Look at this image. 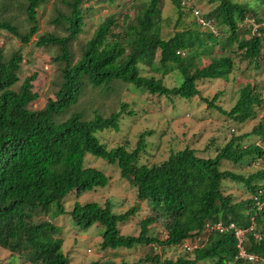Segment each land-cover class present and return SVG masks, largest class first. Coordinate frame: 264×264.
Masks as SVG:
<instances>
[{
	"label": "trees",
	"instance_id": "1",
	"mask_svg": "<svg viewBox=\"0 0 264 264\" xmlns=\"http://www.w3.org/2000/svg\"><path fill=\"white\" fill-rule=\"evenodd\" d=\"M96 1L109 7L116 2ZM188 1L171 0L177 21L169 37H163L161 32L160 0L142 3L132 17L125 15L121 23L115 13H109L97 24L74 64L69 46L84 26L83 0L68 2V14L58 16L66 24L67 35H41L35 43L37 47H56L59 53L53 60L63 65L55 98L48 100L41 110L30 108L37 99L33 91L37 74H30L17 87L22 55L15 52L5 60L0 48V249L9 252L10 259L17 257L29 264H68L60 229L49 220L60 215L70 216L80 230L102 227L99 244L102 251L130 250L137 246L180 248L190 233L202 231L206 221L234 222L239 228L253 223L264 235V206L258 211L251 197L258 196L260 202L264 201L259 184L264 182V168L247 177L222 168L227 163L240 165L245 159L264 161L263 116L251 133L231 135L222 148L216 149L214 157H202L194 148L186 146L177 151L170 149L165 159L151 165L141 161L148 148L159 145L160 138L151 145L146 140L150 132L141 133L132 150L126 144L108 149L97 137L106 130L118 132L123 115H134L133 111H127L125 104L107 117L95 114L85 120L81 114L74 113L57 121L58 116L77 104L85 84L111 92V85L120 82L152 96L189 100L200 95L199 81L228 82L236 68L233 56H239L256 70L262 62L264 65V19L255 20L259 25L255 33L242 24L249 12H253L249 5L232 0H209L215 6L202 17L212 21L217 36L197 24L192 14L195 6H188ZM24 3L29 24L27 33L20 34L6 19H0V31L27 45L38 32L37 11L42 0H24ZM188 15L193 18L191 26L184 22V16ZM223 34L226 38L218 40ZM215 48L227 54L210 55ZM203 56H208L209 62L200 66ZM158 73L160 78L155 76ZM169 74L175 78L171 87L162 80ZM177 75L182 78L180 85H177ZM221 95L218 92L203 101L239 128L255 120L264 105L261 86L247 77L229 109L217 103L224 101L220 100ZM250 135L261 143L255 141L244 146L243 141ZM86 155L115 165L120 179L133 189L137 202L148 205L150 215L139 222L137 236L121 234L119 225L134 216L139 206L116 215L108 201L100 205L76 200L66 209V202L72 196L78 198L85 192L105 188L110 181L101 171L85 167ZM224 180L243 184L250 193L249 199L235 202L222 190ZM158 222L165 232L162 238L150 235L149 227ZM245 250L258 261L237 258L232 233H213L194 251L193 260L163 262L154 255L138 264H197L205 260H211L212 264H264V241L255 242L249 236ZM92 264L115 263L95 261Z\"/></svg>",
	"mask_w": 264,
	"mask_h": 264
},
{
	"label": "rangeland",
	"instance_id": "2",
	"mask_svg": "<svg viewBox=\"0 0 264 264\" xmlns=\"http://www.w3.org/2000/svg\"><path fill=\"white\" fill-rule=\"evenodd\" d=\"M71 0H42L41 6L37 11L38 32L31 38L27 45H22L16 37L6 31H0V48L3 51L5 60L11 54L19 52L22 55V62L18 71L19 83L30 74L36 73L37 78L33 82V91L37 94V99L31 104L32 110H41L45 107L48 100L55 98L61 82V69L63 65L53 60L58 55L56 47H37V39L41 35L53 34L64 37L66 24L59 20V14L67 15L69 8L67 3ZM148 0H116L113 6L101 4L96 0H83L81 10L83 14L84 26L78 37L71 42L69 51L71 62L74 64L80 57L81 50L87 40L92 35L97 24L109 13H115L120 19V23L125 15L133 16L139 6ZM233 2L245 3L252 8L248 16L254 20L264 19V3L259 0H232ZM195 6L201 13H208L215 4H210L209 0H189L188 6ZM24 0H0V19L8 20L18 28L20 34L28 31L29 24L25 16ZM161 16L160 22L163 37L173 34L177 12L171 0H160ZM57 19L58 23L53 21ZM187 26L193 24V18L189 15L184 16ZM180 29V28H178ZM177 29V30H178ZM119 30L115 31L118 32ZM200 31L204 32L200 28ZM206 31V30H205ZM208 33V31H207ZM228 35V34H227ZM226 35H221L218 40L225 39ZM233 46L232 49H234ZM216 49V50H215ZM210 55L222 56L227 52H221L215 48ZM264 53V46H263ZM230 54V53H229ZM236 55V54H235ZM236 68L229 75L228 82L213 80L197 82L200 92L199 96L193 99H181L173 97L172 100L163 96H152L134 89L132 86L115 82L111 85L112 91L105 92L101 88H93L85 84L78 102L71 109L57 117V121H63L74 113L82 115L83 119L89 120L95 114L107 117L109 114L120 110L122 104L127 105V111H133L134 115H123L120 123V130L114 132L106 130L97 134L101 143L108 149L121 144H126L129 150L135 147L138 136L143 132H150L146 140L150 143L159 138V145H152L147 149V154L142 156V162L146 164L158 163L168 156L169 150H181L186 146L194 148L198 155L202 157H214L216 149L222 148L228 142L231 135L251 133L252 129L261 122L260 116L264 113V105L259 111L258 117L245 123L241 128L234 124L217 111L214 107L209 109L203 99H211L216 93H221V99L217 101L225 109H229L236 99L240 87L246 82V77L256 81L261 90H264V65L263 62L259 69L243 61L239 56H233ZM264 61V59H263ZM209 62L208 56L200 59V66ZM155 74L157 78L161 75ZM177 85L182 82L181 76ZM243 77V78H242ZM163 83L174 86L175 78L169 74L162 78ZM17 87L15 89H17ZM234 129V132L230 129ZM253 135V134H252ZM250 135L243 141V145L254 143L259 140ZM212 141V143L210 142ZM158 143V141H157ZM85 167L95 168L110 178L105 188H97L81 194L78 198L72 196L66 202L68 210L74 201L80 203L95 202L103 205L106 201L111 203L113 214L119 215L134 206H139L136 214L129 218L126 223L119 225L120 233L125 236H137L139 234V222L150 215V210L146 202L138 203L133 189L124 180L120 179L119 170L115 165H110L102 159H97L91 155H86ZM223 170H230L236 174L247 177L256 171L264 168V161L252 162L243 160L240 165L224 164ZM261 182V181H259ZM222 190L225 194L233 197L235 202L249 199L250 193L243 184L226 181L222 183ZM73 205V204H72ZM72 207V206H71ZM71 209V208H70ZM48 220V218H45ZM52 224L60 229V236L63 240L64 254L68 258V264H92L95 261H111L115 264H138L145 258L158 255L161 261L176 262L178 259L193 260L194 255H185L181 248H162L160 246H137L133 249L100 250L101 234L103 228L92 226L87 230H80L76 227L70 216L60 215L54 220L49 218ZM150 235L162 238L164 230L161 224L155 223L149 227ZM186 256V257H185ZM0 264H29L16 258L10 259V253L0 249ZM197 264H212L211 260L198 262Z\"/></svg>",
	"mask_w": 264,
	"mask_h": 264
},
{
	"label": "built area",
	"instance_id": "3",
	"mask_svg": "<svg viewBox=\"0 0 264 264\" xmlns=\"http://www.w3.org/2000/svg\"><path fill=\"white\" fill-rule=\"evenodd\" d=\"M192 14L195 17L198 25L208 30L210 33L217 35V31L212 21L203 18L199 10L192 9ZM242 24L247 25L249 28H251L252 33H255L259 27V25L255 22V20L250 17H246L243 20ZM263 118H264V115H263ZM259 143L260 142L258 141L256 144H259ZM260 185L263 188L260 192H263L264 182L263 184H260ZM251 197L254 202L255 208L258 211H260L264 206V201L260 202L258 196L253 195ZM228 232L232 233L234 239L236 240V248L238 250L237 258L247 259L248 261H253V262L258 261V258L255 255L249 254L245 250L249 236H251L255 242L264 241V235L259 233L256 230V227L253 223L247 228H239L236 226L234 222H223L220 220L216 222L206 221L203 225L202 231L201 232L194 231L190 233V237L182 241L180 248L184 254L192 255L195 250L200 249L204 245L209 235L213 233L223 234V233H228ZM143 264H155V263L148 262V263H143Z\"/></svg>",
	"mask_w": 264,
	"mask_h": 264
},
{
	"label": "clouds",
	"instance_id": "4",
	"mask_svg": "<svg viewBox=\"0 0 264 264\" xmlns=\"http://www.w3.org/2000/svg\"><path fill=\"white\" fill-rule=\"evenodd\" d=\"M193 9H196V8H193ZM198 10V9H197ZM201 13V12H200ZM201 15L203 16V13H201ZM195 18V17H194ZM195 21H196V19H195ZM211 21V20H210ZM215 29H216V31H217V28L215 27ZM219 34H217V36H218ZM263 93H264V90H263ZM264 115V113L261 115V116H263ZM230 130H232V129H230ZM257 142L259 141V140H256ZM261 143V142H260ZM259 184H263V181H261ZM261 186V185H260Z\"/></svg>",
	"mask_w": 264,
	"mask_h": 264
},
{
	"label": "crops",
	"instance_id": "5",
	"mask_svg": "<svg viewBox=\"0 0 264 264\" xmlns=\"http://www.w3.org/2000/svg\"><path fill=\"white\" fill-rule=\"evenodd\" d=\"M243 78V77H242Z\"/></svg>",
	"mask_w": 264,
	"mask_h": 264
}]
</instances>
